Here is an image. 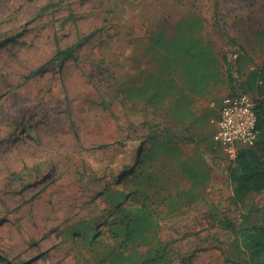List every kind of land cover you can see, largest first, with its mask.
<instances>
[{"label":"rangeland","instance_id":"obj_1","mask_svg":"<svg viewBox=\"0 0 264 264\" xmlns=\"http://www.w3.org/2000/svg\"><path fill=\"white\" fill-rule=\"evenodd\" d=\"M188 14L219 59L238 50L237 72L222 63L189 101L138 99L164 57L150 41ZM263 56L264 0H0V264L154 249L165 251L155 264H249L239 229L261 220L264 196L233 200L209 117ZM109 190L147 206L149 242L113 236Z\"/></svg>","mask_w":264,"mask_h":264},{"label":"trees","instance_id":"obj_2","mask_svg":"<svg viewBox=\"0 0 264 264\" xmlns=\"http://www.w3.org/2000/svg\"><path fill=\"white\" fill-rule=\"evenodd\" d=\"M200 25L199 16L188 14L179 19L172 32L166 33L161 29L155 33L150 41L151 48L161 50L164 57L160 67L154 72L147 71L143 76V85L136 87L138 99L147 96L149 101L159 103L169 95H174L181 102L183 99L189 101L191 95L203 96L219 80L222 63L229 67L234 77L239 62L238 50L224 53L219 59L212 46L199 36ZM238 89L255 96L258 133L252 145L238 146L235 156L231 158L228 177L233 185L234 201H242L251 193L264 196V56ZM127 91L131 95V89ZM155 144L157 147L164 146L160 142ZM156 150H150L152 158ZM132 157L137 158V154ZM185 171L190 178L199 174L194 169L186 168ZM107 199L119 215L118 221L110 227L114 237H122L125 243H146L151 240L157 222L144 203L126 206L127 194L118 190H109ZM260 208L261 220L258 223L242 224L239 229V240L249 253V264H264V203ZM164 253L154 249L143 257L135 252L111 251L109 260L111 264H155Z\"/></svg>","mask_w":264,"mask_h":264},{"label":"built area","instance_id":"obj_3","mask_svg":"<svg viewBox=\"0 0 264 264\" xmlns=\"http://www.w3.org/2000/svg\"><path fill=\"white\" fill-rule=\"evenodd\" d=\"M255 106L254 94L235 89L223 97L218 116L210 120L213 141L231 158L238 146H250L256 140L258 120Z\"/></svg>","mask_w":264,"mask_h":264},{"label":"crops","instance_id":"obj_4","mask_svg":"<svg viewBox=\"0 0 264 264\" xmlns=\"http://www.w3.org/2000/svg\"><path fill=\"white\" fill-rule=\"evenodd\" d=\"M222 99H223V98H222ZM221 101H222V100H221ZM220 105H221V102H220ZM220 105H219V107L217 108L216 112H215L213 115H211V116L209 117V123H210V125H211V121H210V120H211L212 118H216V117L218 116Z\"/></svg>","mask_w":264,"mask_h":264}]
</instances>
